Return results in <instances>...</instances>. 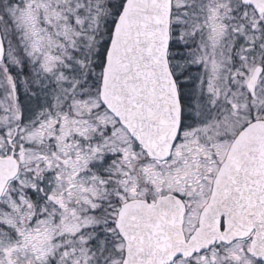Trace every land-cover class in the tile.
Wrapping results in <instances>:
<instances>
[{
  "label": "snow or ice",
  "instance_id": "snow-or-ice-1",
  "mask_svg": "<svg viewBox=\"0 0 264 264\" xmlns=\"http://www.w3.org/2000/svg\"><path fill=\"white\" fill-rule=\"evenodd\" d=\"M0 264H264V0H0Z\"/></svg>",
  "mask_w": 264,
  "mask_h": 264
}]
</instances>
